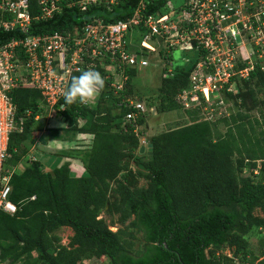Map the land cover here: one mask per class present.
<instances>
[{"label": "trees", "instance_id": "trees-1", "mask_svg": "<svg viewBox=\"0 0 264 264\" xmlns=\"http://www.w3.org/2000/svg\"><path fill=\"white\" fill-rule=\"evenodd\" d=\"M136 1L118 0L109 10L101 4L90 5L86 17L74 6H62L48 19L33 18L31 31L81 28L83 19L93 13L108 22L124 19ZM29 4L34 17V0ZM156 6L147 5V12ZM13 34L0 29V43ZM122 71L126 79L118 96L104 78L105 87L93 105L79 101L67 105L62 95L58 99L62 109L54 106L66 135H89L86 147L59 151L80 160L83 172L79 175L71 173L65 161L43 170L37 159L28 158L17 168L31 132L39 129L33 116L43 103L31 86L17 85L8 91L15 116L23 121L21 131L10 132L6 142L9 156L2 172L14 167L8 176V199L15 211L0 210V264H85L91 257H105L108 264H231V257L215 253L222 247H230L232 256H248L245 260L250 264H264V129L255 131L261 119L250 114L264 111V96H258L264 93L263 73L252 71L242 80L244 91L226 93L233 111L216 119L224 131L213 121L197 120L198 107L183 109L188 122L150 135L151 154L144 155L134 153L142 132L133 131L143 117L119 123L126 111L117 106L119 98L141 99L133 96L134 68ZM188 71L179 65L170 76L160 77L155 90L157 111L179 108L174 96L186 84ZM80 73L69 74L65 89ZM79 119L83 121L77 126ZM59 129L47 130L43 140L55 139ZM129 162L145 171L146 186L131 188L125 183L123 172L128 171ZM244 167L250 169L248 175H241ZM105 204L107 211L119 214L120 221L128 218L126 224L110 230L97 216ZM64 226L72 234L60 244L56 230ZM251 233L257 236V256L249 250Z\"/></svg>", "mask_w": 264, "mask_h": 264}, {"label": "built area", "instance_id": "built-area-1", "mask_svg": "<svg viewBox=\"0 0 264 264\" xmlns=\"http://www.w3.org/2000/svg\"><path fill=\"white\" fill-rule=\"evenodd\" d=\"M158 1L161 2L157 4ZM117 2L34 0L37 13L32 17L29 0H0V29L14 33L0 43L1 211L8 214L15 211L14 203L8 199V176L13 168L1 171L9 156L7 137L10 132L22 129L23 117L15 116L8 95L14 86L36 88L53 115L71 72L100 69L103 78H108V86L114 88L113 94L118 96L126 79L124 67L147 65L148 51H153L159 56L158 61H164L161 77H168L174 69L169 51L178 48L191 51L195 60L186 75V84L176 92L174 101L182 109L201 108L200 119L209 121L213 113H220L216 108L231 105L230 100H225L226 93L236 92V78L247 79L254 70L264 75V0H181L178 5L171 0H137L124 19L108 22L93 13L83 19L81 28L73 25L50 32L31 31L33 18L48 19L62 6H74L86 17L90 5L101 4L109 10ZM155 4L147 12L146 6ZM138 33L137 44H133L130 39ZM153 42L160 44L156 47ZM131 44L132 49L128 48ZM114 75L119 80H114ZM116 104L126 108L123 121L143 117L145 107L138 100L125 96ZM58 109H62L61 103ZM28 113L25 110L24 115Z\"/></svg>", "mask_w": 264, "mask_h": 264}, {"label": "rangeland", "instance_id": "rangeland-1", "mask_svg": "<svg viewBox=\"0 0 264 264\" xmlns=\"http://www.w3.org/2000/svg\"><path fill=\"white\" fill-rule=\"evenodd\" d=\"M173 2L174 5H178L181 0H171ZM139 33L138 34H133L130 40H132L133 44H137V41L139 39ZM154 43V42H153ZM133 44L129 45L128 48H131L134 46ZM160 44V42H156L154 43V46L158 47ZM246 45V43H244ZM158 49V48H157ZM236 53H238V50H236ZM162 56V55H161ZM169 59L172 63V66L175 68L176 66H182V68L188 69L191 67L194 59V56L191 54V51H184V50H180L178 48H174L172 50L169 51ZM238 57V56H237ZM236 57V58H237ZM148 64L145 66H136L134 68L135 70V74L134 76L131 78V84L134 90L133 92V96H138L140 95L141 99L138 100L136 98L131 97V99L134 100H138L140 102L143 103V107H145L144 110V114H143V121L140 124L135 125V131H141L142 135L138 136V143L142 144L144 146V151L139 153L138 152V148L137 150H135L134 153L136 154H146V144L148 143V137L152 134L158 133L160 131L166 130L168 128H172L175 126H179L181 124H185L188 122L187 119V115L185 114V112H183V107H179L173 110H169V111H157L154 107H155V90L156 87H158L159 82H160V77H161V69L163 68V64L164 61L162 63V61H158L159 56L157 55L156 52L153 51H148ZM170 63V67L171 69L173 68L171 66ZM169 67V68H170ZM119 76L118 75H114L113 79L114 80H119L118 79ZM232 84V83H231ZM233 87V85H232ZM234 88L235 91L237 90H241L244 91L245 88V84H243L242 81H240L239 79H235L234 81ZM114 88L111 89V92L113 94ZM115 93H117L115 91ZM100 95V94H99ZM115 95V94H113ZM259 97H263L264 93L263 92H259L258 93ZM99 97V96H98ZM96 102V99L94 101V103ZM90 105H93L92 103ZM152 108V110L150 111V108ZM235 108V107H234ZM237 109V107H236ZM215 110H220V113L217 114L216 112L213 113V115H211L209 117V121L210 122H214L216 123V127L217 129L222 132L224 131L225 127L224 125H222V123L217 122V118H221L223 116L228 115L229 112L233 111V107L230 105L229 108H221V109H215ZM241 110L243 111V109L241 108ZM112 113H116V109H113L111 111ZM40 116L39 119L37 120V124L38 127L40 128L41 132L43 134H45V132L47 133L49 130V128H54V127H64V124L59 122L58 116H53L52 112L48 111L47 106H45L44 104H42L41 106V111H40ZM251 115L255 116L257 119H261L260 120V125L255 127V131H258L260 129H264V111L262 113H259L258 111H251L250 112ZM43 116V117H42ZM202 110L201 108L198 109V114H196V119L197 120H201L200 118H202ZM216 120V121H215ZM123 122L126 121H119L120 125L123 124ZM81 122H77V126H79ZM49 127V128H46ZM77 133V132H76ZM76 133L72 132V134H70L69 136V141L68 142H64L61 139L63 138V135L65 136L66 134H68L67 131H65V129L63 130L62 128L59 129V133H57L54 138L55 139H51L49 140V146L47 145L46 141L43 140V135L41 139H38L39 141L35 142V137H37L38 135V131L36 133L35 130H33L30 134V138L28 139V141L25 143L27 145V152L24 155L23 158L20 159L19 164L21 167H23L26 164V159L30 158L29 156L32 155L35 157V159L39 160V161H43L44 157L49 156V154H53L54 152L57 153L59 150L61 152H65L67 151L66 149H70L67 147H72V148H76L74 145H83L81 143L75 142V137H76ZM138 134H140L138 132ZM51 135V134H50ZM68 136V135H67ZM66 136V137H67ZM65 137V138H66ZM89 139V138H88ZM79 140V138H78ZM90 141V139H89ZM75 142V143H74ZM74 143V144H73ZM88 141L84 142V146L86 147L88 144ZM55 157V156H54ZM53 160V159H52ZM257 164V163H256ZM20 166L18 165V169L20 168ZM54 166V164H46L44 165V167H46L47 169H51ZM129 169L128 171H124V181L125 183L129 186V187H144L147 184V178L145 176V171L143 169H141L139 166L134 165L133 163L129 162ZM43 167V165L41 164V168L43 170H45ZM3 171V166L1 168ZM5 170H8V168ZM250 172V169L248 167H244L241 170V175H248ZM252 172H255V169L252 170ZM254 213L256 215H261L260 211L255 209ZM98 217H102L104 222L106 223V225L108 226V228L110 230H115L117 227L123 226L126 224V222L128 221V218L120 221L119 220V214L117 212H114L113 210L109 209L107 211V204H105L104 208L100 211V213L97 215ZM264 232V231H263ZM56 233L59 235V242L60 244H65L68 240V238L70 237V235L72 234V231L69 227H60L56 230ZM248 243H249V250L255 254L256 256L259 255V248H258V244H257V236L253 233L249 234L248 237ZM137 243V239H134V243ZM215 253H221L223 255H226L228 257L232 258V263L231 264H250L247 260L248 256H244L245 259H242L240 255L237 256H232V249L230 247H222L220 250L215 251ZM83 263L85 264H108L107 259L105 257H99V258H95V257H91L89 260H84Z\"/></svg>", "mask_w": 264, "mask_h": 264}, {"label": "clouds", "instance_id": "clouds-1", "mask_svg": "<svg viewBox=\"0 0 264 264\" xmlns=\"http://www.w3.org/2000/svg\"><path fill=\"white\" fill-rule=\"evenodd\" d=\"M104 87L105 80L99 71L93 69L82 70L80 75L71 78L69 86L63 91L62 95L67 105H72L77 101L81 104H89L98 98ZM152 108H150V111ZM58 118L60 119L59 116ZM81 121L83 120H78V122ZM134 129L133 131L136 132Z\"/></svg>", "mask_w": 264, "mask_h": 264}, {"label": "crops", "instance_id": "crops-1", "mask_svg": "<svg viewBox=\"0 0 264 264\" xmlns=\"http://www.w3.org/2000/svg\"><path fill=\"white\" fill-rule=\"evenodd\" d=\"M41 114L40 113H38V114H36V118H34V122L35 123H37V120L39 119V116H40ZM53 116H55V114H53ZM57 116V115H56ZM41 117V116H40ZM43 117V116H42ZM59 119V118H58ZM59 122H61V123H63L60 119H59ZM46 128H49V127H46ZM54 128H62V129H64L63 127H60V126H58V127H54ZM50 129V128H49ZM36 131V133H37V131H38V135H37V137H35V142H37V141H39L38 139H41L42 138V135H44L42 132H41V130H40V128L39 129H37V130H35ZM46 133V132H45ZM76 133V132H75ZM72 134V133H71ZM67 136V135H66ZM69 136H70V134L66 137V138H64V139H60V140H62V141H64V142H68L70 139H69ZM76 139H75V142H78V143H81V144H83V145H74L75 147H76V149H81L83 146H84V142H86V141H89V135L88 134H86V133H84V132H77L76 133V137H75ZM78 138H79V140H78ZM49 140H47L46 141V143H47V145L49 146V142H48ZM74 142V143H75ZM73 143V144H74ZM67 148H70V149H73L72 147H67ZM66 150H68V149H66ZM29 151V150H28ZM60 151V150H59ZM57 152V153H53V154H49V156H47V157H44L43 158V161H39L42 165H43V167H44V165H46V164H54L55 166H57V165H59V164H61L62 162H67L68 163V166H69V168H70V171H71V173H73V174H75V175H79V174H81L82 172H83V167H82V164H81V162H80V160L77 158V157H74V156H66L65 154H63V153H60V152ZM55 156V157H54ZM30 157V159H33V158H35L34 156H32V155H30L29 156ZM53 159V160H52ZM19 166H20V164H18ZM21 167V166H20ZM12 168H14V167H12ZM17 168H18V166H17ZM17 168H15L16 170H17ZM44 169L45 170H48L46 167H44Z\"/></svg>", "mask_w": 264, "mask_h": 264}, {"label": "water", "instance_id": "water-1", "mask_svg": "<svg viewBox=\"0 0 264 264\" xmlns=\"http://www.w3.org/2000/svg\"><path fill=\"white\" fill-rule=\"evenodd\" d=\"M143 151H144V146L142 144H140L138 146V152L141 153ZM145 152H146L147 155L151 154V144L150 143L146 144V151Z\"/></svg>", "mask_w": 264, "mask_h": 264}]
</instances>
